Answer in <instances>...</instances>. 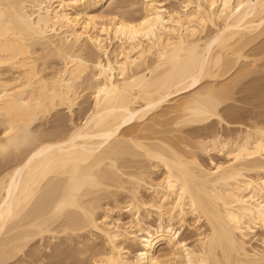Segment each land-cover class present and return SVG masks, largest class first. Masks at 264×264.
Here are the masks:
<instances>
[{
	"label": "bare ground",
	"instance_id": "1",
	"mask_svg": "<svg viewBox=\"0 0 264 264\" xmlns=\"http://www.w3.org/2000/svg\"><path fill=\"white\" fill-rule=\"evenodd\" d=\"M261 73L264 0H0V264H264Z\"/></svg>",
	"mask_w": 264,
	"mask_h": 264
},
{
	"label": "rangeland",
	"instance_id": "2",
	"mask_svg": "<svg viewBox=\"0 0 264 264\" xmlns=\"http://www.w3.org/2000/svg\"><path fill=\"white\" fill-rule=\"evenodd\" d=\"M262 74H263V73L259 74L258 78H259V77H260V78L257 79V81L254 82V85H253V82H252V81H251L252 83L250 82V84L253 85L252 87H254V88L259 87V88H260V91H262L261 95H260V93H259V94L257 95L258 98H257V97L255 98L257 101L254 100V97H253L252 95H251L252 97L250 96V93H247V94L244 93V95L246 94L245 96H246V99H247V100L245 101V99L242 98V97H243V94H242V93H239V94H242V95H239V94H236V95H235V96H236V97H235V100H236V98H237V100L234 102V104H236V106H237V105H238V106H242V107H240V108L243 109V110L246 109V107H247L246 110H248V109H250V108L253 107V109H251V110H254V111L258 112V113L261 112V114L264 113V107H263V106H264V105H263V102H264V101H262V99H264V98H263V96H264V92H263V90H264V89H263V88H264V85H262V84L264 83V80H263V79H264V75H262ZM261 75H262V76H261ZM259 80H260V81H259ZM255 83H256V84H255ZM250 84H247L248 87L245 85V87H246L247 89H249V88L251 87ZM256 85H257V87H255ZM262 86H263V87H262ZM261 87H262V90H261ZM250 89H251V88H250ZM241 96H242V97H241ZM249 96H250L251 98H249ZM238 97H240V98H238ZM244 98H245V97H244ZM248 98L250 99V101H248V100H249ZM252 98H253V99H252ZM259 98H260L261 100H259ZM241 99H243L244 101H242ZM240 100H241V101H240ZM253 100H254V102H253ZM244 102H245V103H246V102H250V103H252V104H250V103L244 104ZM255 102H256V103H255ZM260 102H262V103H260ZM241 103H242V104H241ZM253 103H254V104H253ZM255 104H258V106L256 105L257 107H256V106L254 107L253 105H255ZM259 104H262L263 106H262V105H259ZM243 107H245V108H243ZM256 108H257V109H256ZM255 109H256V110H255ZM257 110H258V111H257ZM62 113L64 114L65 111H63ZM63 114H62V115H63ZM64 116H66V115L64 114ZM263 118H264V117H263ZM46 125L48 126V125H50V123H49V124H46ZM46 125H45V127H47ZM259 236H261V237L264 236V235H262V232H261V231H257V236H256L257 239L259 238ZM254 239H255V238H254ZM254 239L251 241V245H253V247H256V248H259V249H261V250H264V245H263L262 242H261V241L263 240V238H262V240H256V239L254 240ZM42 248H43V247H41V252L43 253V252L45 251V250H44L45 248L43 249V251H42ZM46 252H47V251H46ZM46 252L43 253V254L45 255V257H46V255H47V253H48V252H47V253H46ZM48 255H49V253H48ZM27 260H28V259H27ZM46 260H48V262L51 261V259H50V260L48 259V256H47ZM46 260H45V261H46Z\"/></svg>",
	"mask_w": 264,
	"mask_h": 264
}]
</instances>
